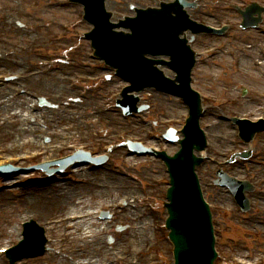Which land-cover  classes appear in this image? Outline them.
<instances>
[{
  "label": "rangeland",
  "instance_id": "rangeland-1",
  "mask_svg": "<svg viewBox=\"0 0 264 264\" xmlns=\"http://www.w3.org/2000/svg\"><path fill=\"white\" fill-rule=\"evenodd\" d=\"M32 1L33 0H0V48H4L5 51L7 49L17 50L16 55L12 56L9 60H5L18 62V64L24 63L26 65L28 61L40 58L29 51V48H35L38 45H47L48 47L50 46L49 48H54L55 46V48L61 46L68 48L73 45L75 48V45L79 44L84 46L83 50L73 48L71 51L67 52L68 54H65V56L67 59L74 58L78 61L84 60L88 43L82 41L79 37L81 35L80 33L89 30V26L85 23L83 24L81 21L78 22L80 8L77 6L58 8L57 2H62V0H43L40 8L36 12L29 13L27 17H24V13L20 6L25 4L29 5ZM137 1L139 2L138 5L141 6L150 3L148 0ZM158 1L159 0H155V3ZM129 2L135 3V0H109L106 6L108 11L115 14L113 19L114 22L117 19L116 16L129 14L126 5ZM232 2L237 3L240 1L232 0ZM202 7L203 18L206 22H213L217 25L218 21H232L236 23L238 20V16L234 12L229 11L222 3L218 5L214 2L204 0ZM11 18L19 21L23 24V27L30 26L33 28L28 31H22L21 26H9L7 22L11 20ZM70 23H74V34L62 26ZM9 28H11V31ZM58 33L61 36V40L55 43L52 38ZM227 39L228 40H218L203 36L202 38L200 37L201 41H198L200 50L216 47L218 45L222 48L212 60L209 61V59H204L203 62H201V66L196 69V73H193L194 76H196L198 89L202 92L201 94L206 95L207 98L211 100L215 98L230 100V103L228 102V104L223 107L208 101L202 104L208 111L205 114L206 116L203 119L202 126L209 125L210 127L206 130V133L209 135V140H211V148H209L206 154L212 162L209 160L206 161L202 168L201 175L208 198L210 199L209 201L214 203L218 208V218H220L221 222V236L219 238L221 249L240 256L251 255L252 259H258L264 256V213L260 212L261 208H264V193L261 191L263 188L259 189L258 187L255 193L252 194L254 203L249 212L245 215H240V213H238L239 211L233 207L234 203L230 195L226 194L224 190L212 185V179H215V173L219 168L215 166L214 159L217 161L225 160V154L245 148L236 140L234 130L229 126V123L224 122V120L220 118L227 115L257 118L261 112L263 113L264 102L258 98L257 94L264 92V68L261 65L264 55L259 54V49H264V36L256 32L243 33L238 28H235L233 32L229 33ZM251 47L252 49L250 50L249 48ZM249 60L253 61V65H255L252 69L250 66L244 65V62ZM67 62H63L65 67H67ZM9 71H16L14 70V64L10 63L8 69H1L0 74ZM248 74H250L249 77H247ZM57 76L61 77V86L64 88H60L59 91H57L58 89L54 91L45 87L48 85L49 80L53 78L52 74L50 76L41 77V82L39 84H36L34 81H29L28 83L31 90L42 92L48 96H50V94H56L55 92H60V95L63 97L60 103H57V101L53 102L50 107L56 112L59 110V114H63L65 120L57 121V124L53 125V127L57 128L51 131L47 128V134L45 136L50 140H48L47 146L41 144L42 139L38 141V145L36 146L38 149L45 147L44 151L46 152L50 150L56 151L52 158L48 157L50 155H47L44 160H51L68 155L71 151H69L67 146H76L80 144L88 146H90V144L95 145V141L98 140L94 137V130L100 126L106 127V129L105 127L98 129L102 135L100 138L107 139L110 134H113L111 129H107V125H110V123H115L113 124L114 126H111L113 130L128 131V133L141 136L142 138L144 137L147 127L142 126V123L138 121H136L137 124H139L137 126H142L140 131L136 128V123L135 127H129L118 118L97 114L102 113L98 110L100 108V102L105 99L107 94L116 91L120 85L110 87L108 82H105L104 85L88 86L87 89H90L91 94L85 99L87 102H82L83 99L76 97L75 100L79 103L75 104L74 102L76 101L67 102L65 101V97L67 96H63L67 95L66 85L68 80H65L62 74L57 73ZM62 78L64 80H62ZM12 88H14V86ZM244 88L247 90V94L242 96V90ZM77 95L79 96V93ZM68 96L72 95L69 94ZM10 97L11 93L8 95L9 99H11ZM2 98L3 96H0V103ZM6 100L7 99H5V101ZM160 100H162V102ZM145 101L154 102L156 108L154 112H152L162 115L161 117L164 119L172 118L180 121L185 113V108L181 106L177 100L166 99L163 96H154L152 101L150 99ZM62 102H64V104ZM15 112L16 111H12L8 106L4 105L3 107L2 103L0 104V150L4 151V153L0 155V164H13L19 167L30 166L32 162L38 160L26 161L25 156L13 150V148L18 149L19 146H22L19 143L20 140L11 135L13 131H16L17 128L22 126V122L20 120L18 122L14 117ZM218 123H221V125H217ZM118 124L119 127L117 128ZM216 125L219 126L218 130L214 128ZM41 128L45 129L42 126ZM174 128L178 129L179 127L174 126ZM158 129L161 130L162 127ZM68 132H73V135H68ZM60 134H62V137H60ZM229 135H231V139L228 137ZM22 139V141L25 140L24 138ZM152 140L154 141V139ZM106 142L107 140L100 139V143L98 144L102 147L107 144ZM64 144L68 145L65 146ZM250 144V151L252 154H260V157L257 159L258 163L245 165L244 162L239 161V163L234 166H225L222 168L225 172L227 171L241 178H248L247 176L250 175L254 181L264 179V163L259 161L260 159L261 161L264 160V135L255 137ZM155 147L158 150H162V148L166 149L169 154L175 153L178 149L177 146H164L163 144ZM7 149L11 150L6 156H3L8 151ZM19 159L24 163L17 162L20 161ZM127 163L131 164L132 161L128 160ZM66 173H68V175L65 178V183H54L52 185L55 186L48 190L52 192L59 190L60 193L72 192V194L75 195L72 204L68 203L65 204L64 207L61 206L59 209L50 210L48 214H43L37 207H30V209L25 207L26 199L30 197L28 195L35 192L33 190L35 184L25 182L35 177H42V175L33 172L29 175H17L16 178L13 177L9 180H6L5 177L0 178V187H8V190H2L0 192V247L5 246L7 241L11 239L12 241L15 240L18 233V222L26 220L28 217L25 216L28 214L40 213L43 219L47 220L65 217L69 214H83L87 211L93 213L99 204L109 205L111 203L110 201H119L122 197L129 196V193L134 191V193L139 196L149 195L151 200L147 203L142 202L138 204V206L135 207L137 209L136 211L132 209L124 211L123 213H117L116 216L119 223V226H117L119 230L117 232L114 228L110 227L111 224L103 226L100 224H92L89 221L84 229L88 231L87 235L89 237L87 242L89 241L90 243L88 245L83 244V246L80 247V243L78 242L79 237L76 234L67 236L68 234L64 229L52 228L50 234L53 238L57 239V242L55 246L50 244L47 247L50 249L52 246L51 248L57 250L58 253L54 256L49 255L48 250V254L43 256L42 259L25 264H95L94 259H90L89 253L96 250V247L104 248L107 252V256L105 255L100 258V264H107V262L111 261V257L109 256L111 250L116 252L120 249H126L128 254L130 251H132L133 254L135 252L136 259H132L133 264H153L159 259H162L164 264H172L168 251L170 250V246H168L169 244L166 238L167 232L162 230L163 220L166 218L163 204L166 203L164 196L167 190L168 179H166L167 175L160 161L150 158L135 160L132 164V168L128 170L124 165L120 164L118 160H111V163L97 172L89 173L88 170L79 168L75 176L71 174L70 171ZM121 173H125L129 178L120 177L119 175ZM117 180H122V183H118ZM123 181L125 183H123ZM87 183L90 184V186H86ZM87 188H89L88 193L100 191L101 194L93 198L89 195L87 196V194L81 196L85 193ZM1 189L3 188H0V190ZM154 201L155 211L153 207ZM5 202L8 203L5 204ZM226 208L231 209L232 212L234 211L232 216H229V214L227 216L226 213L223 212ZM140 224L145 225L141 228ZM15 229H17L16 233ZM106 231L110 233L107 235ZM63 234L66 235L61 236ZM106 236H111L113 238L112 243H108ZM128 240L129 242L126 244L125 242ZM83 241L86 240L84 239ZM76 249H79L84 255L81 256L82 258L77 257V262L74 263L71 262L70 258H75L74 251ZM124 257L126 259L128 258V256ZM130 257L131 256H129V261H127V263L125 259L124 262L118 264H129ZM0 264H7V261L5 259H0Z\"/></svg>",
  "mask_w": 264,
  "mask_h": 264
},
{
  "label": "bare ground",
  "instance_id": "bare-ground-1",
  "mask_svg": "<svg viewBox=\"0 0 264 264\" xmlns=\"http://www.w3.org/2000/svg\"><path fill=\"white\" fill-rule=\"evenodd\" d=\"M244 64L246 66H250L251 69H252V67H255V65H253L252 61H245ZM51 87L55 88V86H53L52 84H51ZM25 102H26V99H23V98L18 101L19 107H22L21 110L25 109V106H24ZM12 104H13V106H15L17 103H12ZM217 125H221V123H218ZM217 125L214 126V128L216 130H218V127H219ZM32 132H35V130L30 129L27 126H23L19 129H17L16 131H13V133L11 135L13 137L15 136V138H18L19 140H21L23 137H25L27 135H31ZM33 144H35V143H33ZM117 181H118V183H122V180H117ZM123 183H125V182L123 181ZM88 189L89 188H87L85 193L81 196H84L87 194V196L89 195L91 198H93L94 196H99L101 194L100 191H92V193L91 192L88 193ZM50 195H53V196H50ZM74 197H75V195L72 194L71 192L70 193H68V192H61L60 193V191H58L54 194H52L50 192H43L40 195H37V197H35L34 199L26 200V206L25 207H27V209H30V207L31 208L37 207L42 211V213H47L50 210H55L56 208L59 209V208H61V206L64 207L65 204H68V203L72 204ZM77 200H79V199H77ZM74 204H76V203H74ZM73 216H77V215H73ZM58 219H60L62 221L63 217L58 218ZM140 225L142 228L145 224H140ZM73 230H75V229L73 228ZM73 230H71L68 233V236H71L72 234L78 233V229L75 231H73ZM81 234L83 235V233H81ZM134 236H135V234H134ZM129 237H131V236H129ZM83 239L86 240V241H83V244L88 245L89 244V241L87 242L88 235H85L84 237H80V240H83ZM128 242H129V240L125 243L128 244ZM80 243H81V241H80ZM96 248H97L96 250L90 252L89 254L92 258H94L96 260V264H97V262L100 260L101 256H105V255L107 256V252L101 247H96ZM83 254L84 253L76 252L74 256H81Z\"/></svg>",
  "mask_w": 264,
  "mask_h": 264
}]
</instances>
